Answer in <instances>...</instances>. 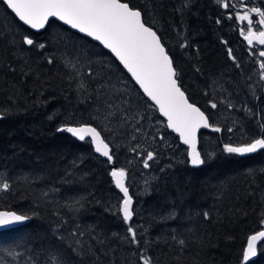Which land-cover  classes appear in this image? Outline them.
Wrapping results in <instances>:
<instances>
[{"label":"trees","instance_id":"1","mask_svg":"<svg viewBox=\"0 0 264 264\" xmlns=\"http://www.w3.org/2000/svg\"><path fill=\"white\" fill-rule=\"evenodd\" d=\"M219 2L130 0L162 35L191 101L224 129L200 132L199 149L206 160L193 168L185 147L158 113L141 108V115L155 113L165 136L163 143L151 136L140 138L141 149L159 152L147 169L130 150L135 142L112 133L117 125L103 118L96 123L111 142L115 165L95 154L87 140L58 131L89 118L90 102L79 90L89 66L139 105L142 94L117 61L57 21L39 33L29 30L0 2V183L10 185L0 191V210L30 217L28 224L0 232V264H29V258L49 264L55 257L63 264H139L137 253L144 248L154 264H243L247 238L264 226V150L238 156L223 152L222 146L259 135L264 92L251 83L255 62L242 50L239 28ZM25 34L46 48L24 46L21 51ZM184 41L189 47H180ZM229 47L239 67L228 58ZM48 57L54 58L53 64L47 63ZM217 86L225 91L216 96ZM209 101L218 107L211 109ZM228 102L234 107L229 109ZM221 110H231L237 124L231 125L227 116L220 119ZM228 128L236 131L233 137ZM112 167L128 171L126 183L134 201L130 225L117 210L121 195L109 175ZM129 226L137 231L140 249L126 239ZM262 246L264 241L247 264H264Z\"/></svg>","mask_w":264,"mask_h":264},{"label":"snow or ice","instance_id":"2","mask_svg":"<svg viewBox=\"0 0 264 264\" xmlns=\"http://www.w3.org/2000/svg\"><path fill=\"white\" fill-rule=\"evenodd\" d=\"M0 2L10 9L15 18H18V21L28 29L40 31L55 20L62 22L70 31L75 30L84 37L98 42L130 74L131 81L138 86L142 94L141 102L138 106H134L126 98V93L115 90L110 79L102 75L98 76L89 66L85 79L79 83V90L86 101L90 102L89 118L62 125L58 131L70 133L79 141L87 140L94 146L96 153L106 158L109 165H115V153L111 142L103 134L104 128L96 123L99 118H103L109 124L117 125L116 128L111 129L112 133L119 132L129 142H135L130 150L142 159L143 167L147 169L151 167L150 162L157 160L159 152L155 149H141L140 138L151 136L154 141L157 139L161 143L165 141L164 135L145 130L144 122L148 117L141 115L140 109H151L164 118L165 128L175 133L180 144L185 146V154L191 166L198 167L205 163L206 157L202 155L198 147L201 129L211 128L217 133L224 129L214 126L205 111L191 101L187 89L182 85L181 72L162 35L154 25L145 20V14L140 8L130 4V0H0ZM238 3L243 10L229 13L228 19L234 18L243 25L239 28L240 35L250 46V54L261 58L258 62L259 78L264 81V49L257 52L254 48V45L264 46V6L249 5L245 0H238ZM220 4L224 9L235 7L230 0H220ZM254 16L258 19H254ZM219 22L217 20V23ZM224 43L227 44L226 41ZM20 45L21 51L24 46H27L28 50L46 48L44 43H37L29 34L21 37ZM180 47L187 48L189 45L184 41ZM227 56L236 67L240 66L230 47L227 49ZM47 63L53 64L54 58L48 57ZM68 63L72 64V61L68 60ZM76 63H80L79 58ZM75 66L76 64H72L73 68ZM11 70L15 71V69ZM193 70L201 73L199 67L194 66ZM21 72L27 75L23 69ZM80 75V72L76 73V76ZM209 103L211 109L218 107L215 101H209ZM227 107L231 109L234 105L228 102ZM258 127L259 135L240 144L225 143L222 146L223 152L244 156L264 150V122H260ZM227 131L232 132L233 129L228 128ZM160 170L164 171L163 168ZM109 175L115 187L122 193L117 210L122 220L130 225L134 208L133 197L126 183L128 171L123 167H112ZM9 189L10 185L7 181L0 183V191ZM204 217L207 219L209 213L205 212ZM28 219H30L29 216L17 214L15 211H0V226L13 225ZM261 223L264 224V219ZM127 232L128 243L140 249L141 241L136 229L129 226ZM80 235L83 233L81 232ZM259 241H264V231H258L247 238V244L242 253L243 264H247L250 258L257 256ZM179 243L184 245L185 241L180 240ZM261 250L264 251V246ZM147 252V248H144L137 253L139 264H154L153 258ZM8 255L18 254L9 251ZM29 264H36V262L29 258ZM49 264H63V259L50 258Z\"/></svg>","mask_w":264,"mask_h":264},{"label":"rangeland","instance_id":"3","mask_svg":"<svg viewBox=\"0 0 264 264\" xmlns=\"http://www.w3.org/2000/svg\"><path fill=\"white\" fill-rule=\"evenodd\" d=\"M231 4L234 5L235 7L234 8H231V9H225V12L227 14L231 13V12H234V11H242L243 9L241 8L240 4L238 3V0H230ZM246 3H248L249 5H252L254 4L255 6H264V0H245ZM220 4V2H219ZM220 7L223 8L220 4ZM224 9V8H223ZM254 19H258V17H255L254 16ZM229 21L236 27V28H240L242 27L243 25H240L238 21H236L234 18L233 19H229ZM241 41H243V37L241 36ZM243 48L245 49H242L244 50L245 52H247L248 49H246V45L243 43ZM236 49V52L240 55L242 54V50L241 49H238L237 47L235 48ZM185 57L187 58L188 56L186 54H184ZM255 58L257 59V61H260L259 57L258 56H255ZM255 68H254V74H253V78H252V81L251 83L253 84H258L259 88L262 89V91L264 92V81H261L260 78H259V72H260V69L257 65V62L255 60ZM216 85V84H214ZM252 87V86H251ZM250 87V89H251ZM223 91V87L221 86H217L216 88V96L219 94H221ZM263 97H264V94H263ZM230 99V97H229ZM232 101V100H231ZM224 103V102H222ZM262 109L264 110V104H262ZM219 116H220V119H223L225 120L226 116L228 117L229 121H230V124L233 125V124H237V119L235 117V115L231 112V110H229V112H226V111H220L219 112ZM148 118L145 120L144 124L146 125L145 126V130L148 131V128H152L153 129V134H157V135H164V126H163V123L155 116V113H153L152 111L149 113V115L147 116ZM240 126V125H239ZM238 125H236L237 129L239 128V130H241V128L239 127ZM242 131V130H241ZM232 133L231 137H233V134L236 133V131H232L230 132ZM142 162V161H141Z\"/></svg>","mask_w":264,"mask_h":264},{"label":"water","instance_id":"4","mask_svg":"<svg viewBox=\"0 0 264 264\" xmlns=\"http://www.w3.org/2000/svg\"><path fill=\"white\" fill-rule=\"evenodd\" d=\"M9 11L11 12V10L9 9ZM13 14V13H12ZM14 15V14H13ZM18 19V18H17ZM53 21V20H52ZM55 21V20H54ZM57 22H59V21H57ZM22 23V22H21ZM60 24H62V22H59ZM63 25V24H62ZM64 26V25H63ZM27 27V26H26ZM65 27H67V26H65ZM29 30H31V29H29ZM44 30V29H43ZM43 30H40V31H36V30H31V31H33V32H36V33H39V32H41V31H43ZM71 31H73V32H75V30H71ZM75 33H77V32H75ZM77 34H79V33H77ZM79 35H81V36H83L82 34H79ZM84 37V36H83ZM88 39H90L91 40V38H88ZM91 41H93V40H91ZM94 43H96V44H98L99 45V43L98 42H96V41H93ZM100 47H102L101 45H99ZM258 46H260V45H258ZM261 47V46H260ZM103 48V47H102ZM104 49V48H103ZM105 51H107L111 56H112V54L107 50V49H104ZM113 57V56H112ZM114 58V57H113ZM115 59V58H114ZM117 63L119 64V62L117 61ZM120 65V64H119ZM121 66V68L123 69V67H122V65H120ZM125 72H126V74L130 77V74H128L127 73V71L125 70V69H123ZM131 79V78H130ZM133 82V81H132ZM134 83V82H133ZM135 85V84H134ZM136 86V85H135ZM137 88H138V86H136ZM140 91V90H139ZM158 113V112H157ZM158 115L160 116V114L158 113ZM0 118H1V115H0ZM160 118H162L163 120H164V118L163 117H161L160 116ZM170 133H172L171 132V130L170 129H167ZM201 131H208V132H213L212 130H211V128H209V129H201ZM200 131V132H201ZM70 136H72L70 133H68ZM173 135H175L176 137H177V135L175 134V133H172ZM73 137V136H72ZM73 138H75V137H73ZM178 138V137H177ZM75 139H77V138H75ZM78 140V139H77ZM179 141V140H178ZM180 143V142H179ZM92 145V144H91ZM181 145V144H180ZM183 146V145H182ZM92 147H93V150H94V146L92 145ZM185 147V146H184ZM199 147V146H198ZM95 152V151H94ZM95 154H97L98 156H100L98 153H96L95 152ZM253 154V153H252ZM248 155H251V154H246V155H244V156H248ZM239 156V155H238ZM101 158H103V159H105L106 160V158H104V157H102V156H100ZM189 163V162H188ZM189 165L191 166V164L189 163ZM202 166V165H201ZM201 166H198V167H193V166H191V167H193V168H199V167H201ZM112 179V178H111ZM113 182V181H112ZM113 185H114V183H113ZM114 187H115V185H114ZM115 189L119 192V189H117L116 187H115ZM119 194L121 195V197H122V193H120L119 192ZM133 204H134V201H133ZM0 211H7V210H0ZM30 222V219H28V220H26V221H24V222H20V223H17V224H13V225H8V226H0V232L1 231H5V230H9V229H12V228H16V227H20V226H24V225H26V224H28ZM259 231H264V226H263V228L261 229V230H259ZM255 233H253L252 235H254ZM251 236V235H250ZM261 242H263V241H259L258 243H257V246L261 243ZM246 244H247V242H246Z\"/></svg>","mask_w":264,"mask_h":264},{"label":"flooded vegetation","instance_id":"5","mask_svg":"<svg viewBox=\"0 0 264 264\" xmlns=\"http://www.w3.org/2000/svg\"><path fill=\"white\" fill-rule=\"evenodd\" d=\"M243 42H244L245 45H246V49H248L246 53H247L249 56H252L254 62H255V60H256L257 65H258V62H259V61H257V59L255 58V56H253V55L250 54V52H251V48H250V46L247 44V42H246L245 40H243ZM254 48H255V50L258 52L259 50L264 49V46H261V47H260V46H258V45H254ZM259 59L261 60L260 57H259ZM255 64H256V63H255ZM255 64H254V67H255Z\"/></svg>","mask_w":264,"mask_h":264}]
</instances>
